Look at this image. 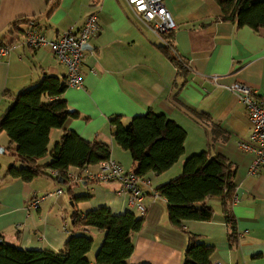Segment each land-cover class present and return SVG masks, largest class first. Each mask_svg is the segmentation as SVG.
<instances>
[{
  "label": "crops",
  "instance_id": "1",
  "mask_svg": "<svg viewBox=\"0 0 264 264\" xmlns=\"http://www.w3.org/2000/svg\"><path fill=\"white\" fill-rule=\"evenodd\" d=\"M164 3L177 23L172 44L138 17L126 0H0V39L12 43L22 39L32 24L20 22L12 27L20 19L31 20L49 39H57L72 27L79 30L91 13L99 14L101 29L86 46L82 66L85 85L68 87L64 93L68 107L80 116L69 117L62 128L51 131L50 151L64 131L71 130L85 140L109 144L111 158L126 170L136 171L131 153L114 140L113 118L121 116L128 124L151 110L165 113L186 129L185 153L179 161L162 174H148L143 183L148 209L142 228L133 235L129 264H183L188 236L171 225L168 201L155 192L181 175L185 160L201 151L223 154L233 162L237 188L232 211L238 241H229L230 227L220 198L208 200L214 208L211 220H189L186 230L215 246L212 264H264V167L255 175L249 173L254 155L244 152L239 141H250L252 126L245 105L228 89L240 80L264 96V27L254 30L222 20L216 0ZM164 46L185 59L189 72H178ZM47 75L67 76L66 66L50 47L17 46L10 55L0 57V117L10 104L8 96L31 88ZM213 75L219 76L218 82ZM4 135L0 133V145L6 147L10 140ZM14 148L0 153V235L6 242L22 249L60 251L68 240L75 209L83 214L99 207L116 214L134 212L128 195L119 193V182L87 179L69 190L55 175L32 182L11 177L8 167L22 166L12 153ZM50 159L46 155L41 162ZM71 170L96 171L97 165ZM60 189L64 192L56 193ZM46 193L53 194L42 201L40 209L27 210L32 199ZM84 195L89 197L77 199ZM79 233L94 237V243L96 236V252L105 237L97 228Z\"/></svg>",
  "mask_w": 264,
  "mask_h": 264
},
{
  "label": "trees",
  "instance_id": "2",
  "mask_svg": "<svg viewBox=\"0 0 264 264\" xmlns=\"http://www.w3.org/2000/svg\"><path fill=\"white\" fill-rule=\"evenodd\" d=\"M216 1L222 8V20L237 22L239 26H249L254 30L264 27V0ZM20 22L36 26L31 20L20 19L12 27ZM173 31L163 33L171 44ZM164 48L178 72H189L181 55ZM68 87L67 76L47 75L31 88L8 96L10 104L0 117V133L6 132L10 144L6 147L0 145V153L12 150V145H15L12 153L22 163L21 167L14 164L8 167L7 174L11 177L32 182L41 176L53 177L57 171L55 178L67 183L68 172L72 168L85 169L111 158L112 147L109 144L85 140L71 130H65L61 140L49 150L51 131L62 128L69 117L80 116L68 107L64 97ZM45 96L50 100L45 101ZM112 124L114 140L131 153L136 172L144 178L152 172L162 174L168 171L185 153L187 131L165 113L150 110L133 117L128 124L121 116H116ZM46 155L51 159L42 163ZM1 169L0 164V180ZM236 188L233 162L223 154L211 155L209 151L189 156L181 175L157 187V192L168 201L171 225L188 236L183 264H212L215 246L200 241L199 234L185 228L189 220L205 221L214 217V208L208 204L211 198L222 200L225 219L230 227L229 241L237 243L238 228L232 211ZM88 197L84 195L77 199ZM72 219L68 240L60 251L22 249L6 242L0 235V264H129L128 259L134 252L133 235L142 228L144 216L132 211L116 214L108 207H99L86 214L75 209ZM85 228L105 232L93 261L88 254L94 246V239L87 233H79Z\"/></svg>",
  "mask_w": 264,
  "mask_h": 264
},
{
  "label": "built area",
  "instance_id": "3",
  "mask_svg": "<svg viewBox=\"0 0 264 264\" xmlns=\"http://www.w3.org/2000/svg\"><path fill=\"white\" fill-rule=\"evenodd\" d=\"M126 2L138 17L149 23L152 30L157 34L162 35L164 32L176 29V20L171 10L165 5L164 0H126ZM100 29L97 12L91 13L79 30L76 31L72 27L57 39H49L39 27L30 25L23 38L17 43L0 41V57L10 55L17 46L29 49L50 47L58 60L67 68L68 86L83 88L85 81L82 66L86 57L85 46L99 33ZM163 41L166 46H170L166 40ZM212 77L215 82H218V75ZM228 89L235 93L245 105L250 118L252 126L250 141H239V146L244 152L254 155L249 173L255 175L264 167V96H260L256 88L240 80L231 83ZM56 174L57 171H54V175ZM87 179L105 183L119 182L121 184L119 193L128 195L129 203L134 212L140 216L146 215L148 208L145 203L146 192L143 188L146 178L136 171L126 170L121 162L110 158L97 164L96 171L76 172L70 170L67 184L72 187L74 184L83 183ZM63 192V189L56 191L58 194ZM52 194L46 193L41 197L32 199L28 203L27 210L40 209L42 201ZM155 195L159 196V193L156 191Z\"/></svg>",
  "mask_w": 264,
  "mask_h": 264
},
{
  "label": "rangeland",
  "instance_id": "4",
  "mask_svg": "<svg viewBox=\"0 0 264 264\" xmlns=\"http://www.w3.org/2000/svg\"><path fill=\"white\" fill-rule=\"evenodd\" d=\"M4 136H6L5 138H6V140H7V139H8L7 135H4ZM1 148H3V147H1ZM91 237H92V236H91ZM92 238L94 239V237H92ZM97 246H98V240L96 239V236H95L94 247H93L92 250L89 252V254H88L89 257L92 258L94 255H96V254H94V253H97V252H96Z\"/></svg>",
  "mask_w": 264,
  "mask_h": 264
},
{
  "label": "water",
  "instance_id": "5",
  "mask_svg": "<svg viewBox=\"0 0 264 264\" xmlns=\"http://www.w3.org/2000/svg\"><path fill=\"white\" fill-rule=\"evenodd\" d=\"M87 45H88V44H87ZM87 45H86V46H87ZM86 46H85V47H86ZM1 151H4V149L1 148ZM61 183H64V180H61ZM84 231L88 232V231H89V228H85ZM0 242H2V238H0Z\"/></svg>",
  "mask_w": 264,
  "mask_h": 264
}]
</instances>
